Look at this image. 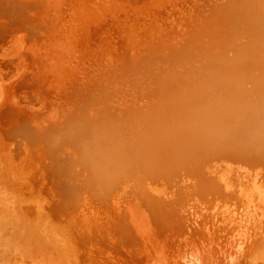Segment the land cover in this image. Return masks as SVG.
Segmentation results:
<instances>
[{"label": "bare ground", "instance_id": "1", "mask_svg": "<svg viewBox=\"0 0 264 264\" xmlns=\"http://www.w3.org/2000/svg\"><path fill=\"white\" fill-rule=\"evenodd\" d=\"M4 1L22 29L0 17V264H264V0ZM227 86L214 110L187 97ZM178 123L198 140L173 146ZM173 216L204 253L137 259Z\"/></svg>", "mask_w": 264, "mask_h": 264}, {"label": "rangeland", "instance_id": "2", "mask_svg": "<svg viewBox=\"0 0 264 264\" xmlns=\"http://www.w3.org/2000/svg\"><path fill=\"white\" fill-rule=\"evenodd\" d=\"M208 1L209 0H207V2ZM215 2L216 1L213 0V2H211V4L212 3L215 4ZM201 3H202V5L206 4L205 0H203ZM16 9H17V7L14 8V6L6 5L4 0H0V15H2L0 17L4 16L1 19L5 20L7 22L6 25L8 27L16 26L17 29H22V27H20L21 22L19 20L21 17H17V15L14 12V10H16ZM30 13L32 14V12H30ZM27 22H26V24H27ZM30 23L33 24L30 27H32L33 32L37 37H41V36L45 35V33H46L45 31H47V28L43 26V22L39 21V24H38V22L34 23V21H32L30 19ZM1 33H3V31H0V35H1ZM24 37L25 38L27 37L26 34H24ZM5 39H7V38L4 37L3 39H0V44L5 42L6 41ZM241 41H246V38L245 37L241 38ZM174 50L176 52H179L181 50V48L177 47ZM177 50H179V51H177ZM2 53H3V51H2ZM22 54H23V52L20 53V56L24 55V54L23 55ZM4 57L5 56L0 57V63L2 62ZM186 57L189 58L188 55ZM186 57H184V59H187ZM185 61H187V60H185ZM10 62L11 61H6V62H4L5 64L3 65L4 67H6L5 70H7V71H5V72L7 74L8 79L10 77L12 78L14 76V74L17 73V70L14 69L15 67H13V65H9ZM166 65H167L166 63L164 64V61L163 62H156L153 69H154V71L157 70L158 72H160L161 70H163V72H165V71H167ZM194 65L196 67H198V64L196 62L194 63ZM182 66L179 68V70H184L185 69L184 67H187V65L183 66V67ZM12 72H13V74H11ZM206 74H208L206 71L205 72L199 71L197 74V77H205ZM23 80L24 81L21 80L22 82L20 81V84L17 87V92L20 95V97L23 98V99H21V101H23V103H28V101L34 99L35 96L33 94H31V93H33L32 92L33 89L29 85V84H31L30 80H28V78L23 79ZM218 92H219L218 95L216 93H210L209 92V93H203L202 96H194V94L188 93L189 95L187 97H188V100L192 103L203 102V104L207 108L210 107L211 110H214L215 108L218 107V102L221 99V95L224 96L225 94L230 93V87H228V86L222 87V89H220V91H218ZM219 94H220V96H219ZM35 102H36V100H35ZM32 104H33V102H32ZM158 114L159 113H157L156 115H147L144 119L145 125H148V124L150 125V124L156 123V121L161 118V117H159L161 114H159V115ZM163 115H165L164 116L165 119H169L173 115V112H169V113H166ZM176 126H177V124H176ZM173 127H174V125H173ZM111 130L112 131H109L110 133H108L109 137H111L112 135H115V134H113L114 133L113 129H111ZM175 131H177V132H174V133L172 132V134H170L168 138H169V140L172 139V141H173L172 145L176 146V148H178L180 145H182L186 142H189L188 139H190V138H191V140H195V139L198 140L195 133H193L189 129V127H187L186 125H179V123H178L177 129ZM133 133H134V130H132L131 132L128 131L127 133L121 132L119 139L121 141H125L128 138L130 139L131 136L134 135ZM153 135L154 134H150L148 136V138L152 139L154 137ZM140 144H142V143L133 141V150L134 151L137 150L140 147V146H138ZM150 150L148 149V151L146 150L145 152L147 153ZM53 154H54V152H51L50 155L48 154L49 156L45 160L46 164L44 163V166L46 168H50V166H51V160L50 159H51ZM69 155H70L69 152H67V153L63 152L62 157H68ZM74 159H76V158H74ZM74 165H76V169L78 171H80L81 173H82V171H84L85 166L82 162L76 163ZM77 175H78V173H77ZM81 176H84V175H80V178H82ZM52 182H53L52 178H50V179L47 178L46 187L52 186ZM172 220H173V222L168 221V220H165V221L163 220L161 222L159 221L157 227L152 226V231L150 233L145 232L141 236L138 234H137V237L134 236V238H136V239L138 238V240H136V239L131 240V241H134L131 243V248L133 251L138 252L137 253L138 254L137 259H146L147 258L148 260H153V259L156 260L157 257H159L160 255H165L167 253H171V255H172L174 252L177 253L180 250H182L183 248H185L187 245H189L191 247V250L193 252L204 253V250H201L203 247V244L198 239L200 237V235L198 236L197 233H194V234L191 233L190 235L186 234L187 232L185 231L186 230L185 225L181 224L180 221L178 219H176L175 217ZM133 259H135V258H133ZM133 259L132 260L128 259L130 264L135 263L134 261H136V260L133 261ZM157 260H160V259L158 258Z\"/></svg>", "mask_w": 264, "mask_h": 264}]
</instances>
